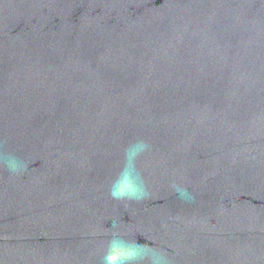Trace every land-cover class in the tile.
<instances>
[{
    "label": "water",
    "instance_id": "1",
    "mask_svg": "<svg viewBox=\"0 0 264 264\" xmlns=\"http://www.w3.org/2000/svg\"><path fill=\"white\" fill-rule=\"evenodd\" d=\"M0 154V264H264V0H0Z\"/></svg>",
    "mask_w": 264,
    "mask_h": 264
},
{
    "label": "clouds",
    "instance_id": "2",
    "mask_svg": "<svg viewBox=\"0 0 264 264\" xmlns=\"http://www.w3.org/2000/svg\"><path fill=\"white\" fill-rule=\"evenodd\" d=\"M0 164H4L9 169V171L13 173H17L21 171L22 168L24 167V165L21 162H19L15 157L5 156L2 154H0ZM112 194L113 196L119 195L115 189Z\"/></svg>",
    "mask_w": 264,
    "mask_h": 264
}]
</instances>
